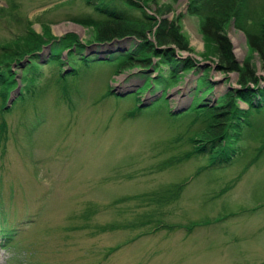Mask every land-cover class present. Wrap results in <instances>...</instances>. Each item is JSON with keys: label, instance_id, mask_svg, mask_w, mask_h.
Wrapping results in <instances>:
<instances>
[{"label": "rangeland", "instance_id": "374dc122", "mask_svg": "<svg viewBox=\"0 0 264 264\" xmlns=\"http://www.w3.org/2000/svg\"><path fill=\"white\" fill-rule=\"evenodd\" d=\"M92 1L177 18L195 53L176 56L198 66L172 74L154 56L148 68L138 62L135 40L94 43V28L72 21L98 19L86 0H0V46L22 44L26 31L52 38L0 76L12 81L0 83V264H264V152L250 162L264 108L235 100L247 121L228 162L207 167L206 153L173 162L208 131L203 104L240 88L236 74L215 69L204 14H188L191 0H139L133 10ZM246 2L224 34L263 88L244 32L264 16V0ZM65 38L83 49L69 52Z\"/></svg>", "mask_w": 264, "mask_h": 264}, {"label": "trees", "instance_id": "16d2710c", "mask_svg": "<svg viewBox=\"0 0 264 264\" xmlns=\"http://www.w3.org/2000/svg\"><path fill=\"white\" fill-rule=\"evenodd\" d=\"M126 3L129 10L135 8L140 9L139 0H119ZM147 2L148 0H141ZM246 0H191L188 8V14L200 15L204 14L200 22V32L204 41L211 47V56L216 59L215 69L222 73H234L237 75V84L239 89H230L222 96L214 105L203 104L202 111L210 119L208 122V131L201 136L202 140L190 138L192 141V151L186 152L184 156L173 160L174 163L181 162L185 158L191 156L197 157L201 154H208L210 162L207 167L215 166L228 162L234 154V147L240 137V123L246 124L247 112L241 110L235 100H241L249 105V108H264V87H260L257 71L249 62L239 64L233 54L232 44L224 34L225 25L229 20L238 21L243 5ZM86 4L91 6L98 16L94 19L91 15L74 17L72 21L83 26H91L94 28L93 42L103 45L118 44L117 41L126 42L135 40L137 42L136 51L142 54V59H137L141 64L148 68L151 66V58L154 56L158 60L157 69L165 67L174 74L176 71L183 72L186 70H194L198 66L196 61L191 57H186L179 61L177 52L195 53L194 49L189 46L186 36L182 33L181 27L176 19L171 21L166 18L157 19L156 16H149L144 11L139 16L130 15L131 11L125 9H116L109 7L107 4H94L92 0H86ZM165 14V13H164ZM160 15H162L160 13ZM16 20V19H15ZM18 20V19H17ZM237 23V22H236ZM238 27V23L236 25ZM45 36L48 32L47 27L43 28ZM246 29L245 37L249 48L256 52L260 59L261 71L264 73V16L260 17L258 24ZM244 31V30H243ZM17 41L19 40L16 39ZM52 38H43V35H34L30 31H26L22 44L15 42L12 47L0 46V54L4 58H9L6 62H0L1 72L9 66L11 61L21 60L24 55L33 57V53L41 49L42 45L47 44ZM62 42L63 47L69 52L70 48L76 47L83 49L76 39L65 38ZM116 53H121L117 51ZM114 53V54H116ZM72 56V54H70ZM109 56L112 54H108ZM202 57L205 56L200 54ZM107 57L104 60H108ZM86 59L83 58L82 62ZM7 63V65L3 64ZM182 64V66H180ZM7 73V72H3ZM203 76V75H202ZM11 78L4 76L0 78L3 86H8L12 82ZM263 79V78H262ZM205 83H209L204 80ZM251 85L253 87H251ZM65 95V94H63ZM220 100V102H219ZM3 102L0 107V116L3 110ZM173 113H171L172 115ZM174 115V114H173ZM4 124L0 122V145L3 137ZM261 145L256 149L251 159V163L256 160L264 152V138L261 139ZM187 158V159H188ZM186 160V159H185ZM176 161V162H175ZM169 165L170 162H166ZM159 168H161L159 166ZM165 169V168H161ZM230 188V186H228ZM135 222L129 224V228H133ZM162 225V224H161ZM157 225V226H161ZM128 226V225H127ZM156 230V228L154 229ZM116 250V249H113Z\"/></svg>", "mask_w": 264, "mask_h": 264}, {"label": "water", "instance_id": "95a60500", "mask_svg": "<svg viewBox=\"0 0 264 264\" xmlns=\"http://www.w3.org/2000/svg\"><path fill=\"white\" fill-rule=\"evenodd\" d=\"M123 41H124V40H123ZM123 41H117V43H119V44H120V43H121V42H123ZM111 44H112V43H111ZM111 44H110V45H111Z\"/></svg>", "mask_w": 264, "mask_h": 264}]
</instances>
